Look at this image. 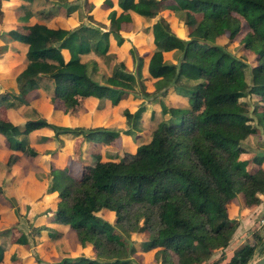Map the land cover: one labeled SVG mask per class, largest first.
Returning a JSON list of instances; mask_svg holds the SVG:
<instances>
[{"label":"trees","instance_id":"1","mask_svg":"<svg viewBox=\"0 0 264 264\" xmlns=\"http://www.w3.org/2000/svg\"><path fill=\"white\" fill-rule=\"evenodd\" d=\"M165 1L117 0L121 13H111L107 31L91 16L98 27L67 31L34 25L28 41L30 64L15 76L18 94L0 95V102L14 97L26 103V94L38 89L31 68L45 63L44 77L54 83L52 101L62 99L66 108L74 106L73 100L88 97L108 98L117 105L137 82L148 95L144 79H152L157 96L172 91L182 102L160 101L163 120L149 142L137 145L135 159L80 160L78 177H72L68 167L51 165L47 192L56 193L55 206L46 214L49 221L70 226L82 250L54 264L141 263L142 254L130 245L132 234L140 235L141 251L151 253L156 264H204L228 246L237 228L230 208L239 203L244 210H254L264 196V156L254 161L257 151L251 140L255 133L251 115L264 137V0H177L178 25L186 28V40L161 15ZM85 9L91 12L92 5L85 2ZM129 11L141 17L159 16L152 25L156 50L150 53L147 74L142 72L143 56L132 48L136 74L116 69L100 83L92 77L97 62H82L80 56H107L111 41L121 47L126 41L124 27L132 21ZM224 34L239 46L240 55L216 43ZM64 49L70 61L64 59ZM0 51L5 54L7 46ZM167 52L176 64L164 59ZM247 96L258 101L251 111L241 101ZM144 112L141 105L134 113L124 109L122 116L132 127ZM42 129L50 130L56 141L60 136H81L106 142L129 134L110 127L63 128L43 118L28 120L21 129L0 120L6 144L31 158L39 153L20 138ZM107 213L114 214V225L105 220ZM88 252L93 260L85 255ZM3 253L0 247V261ZM253 254L254 245L246 244L211 264H250Z\"/></svg>","mask_w":264,"mask_h":264},{"label":"rangeland","instance_id":"2","mask_svg":"<svg viewBox=\"0 0 264 264\" xmlns=\"http://www.w3.org/2000/svg\"><path fill=\"white\" fill-rule=\"evenodd\" d=\"M77 1L78 0L73 2V5L76 7L78 6L77 10H79L77 15L79 24L75 29L82 25H88L93 28L98 27V25L91 20H88L85 15L86 10H82L83 5L79 4V6L75 3ZM179 1L182 3L187 2V0ZM35 3L36 5L32 9L35 14L38 15V12L42 10L46 11L51 8V10L54 11L53 13L58 17L64 14L65 10L63 11V9L67 10L69 8L65 5L70 4L69 1L66 0H35ZM108 3L111 2L107 0V5L111 7ZM10 6L11 11L13 10V17L10 23H2V20H0V36L3 37L4 33L8 31V26L21 22L20 28H18L17 31L11 30L6 37L9 38L8 40L10 43H21L22 48H24V53L20 54V59H18L20 65L16 62H12V65H9L11 69L14 67L12 72L5 73L0 70V95L6 93L18 94L14 91L17 89L15 76L30 64V61L27 59V51L32 27L29 25H22L21 20V18H24L25 21L23 22H27V20L30 21V16L28 14L24 16L23 13H20L22 11H20L19 5L12 4ZM179 13L181 14V9L177 1L167 7L165 15H168L169 19H171L174 17L177 18ZM39 16L42 17L43 20L50 21L49 23L51 26L55 25L53 19L44 18L42 13ZM100 19L102 21L109 20L110 13L104 14ZM74 20L73 23L77 22L76 19ZM154 20L155 19L152 21H143V24L136 21L135 26H145L143 27L145 29L138 31L140 33V35H137L139 38H135L132 35L128 40L126 39L128 42L125 41L124 46L113 48L110 51L111 53L107 56H101L96 59L97 66L94 69L92 77L100 83H105L106 79H108L116 69L136 74V57L130 52L132 48L135 49L137 55L143 56L144 63L142 72L143 74H147V64L149 56L151 55L150 53L156 50V39L153 36L151 25ZM135 26H133V24L130 26L128 31L129 35H131L132 32L135 34ZM55 30H59V28H55ZM181 39L186 40L184 37ZM216 43L219 45H227V49L232 53L240 55L237 51L239 46L235 42L231 44L227 34L219 36ZM1 52L2 51H0V53ZM163 56L165 60L172 61L174 64L177 63L172 57L171 52L164 53ZM8 61L10 62L11 58ZM1 63L3 62L0 59V64ZM44 67L45 63L41 65L37 63L31 68L37 78L38 89L26 94V103H21L14 97H9L11 98L9 102H0V120L10 122L19 126L21 129L26 121L43 118L47 122L63 128L93 129L97 127H110L122 132L129 130V134L120 133L118 137L106 142H93L81 136H60V141H56L52 138L53 133L50 130L42 129L34 131L20 138V140H25L30 147L39 153V155L34 158L28 157L21 152L14 151L6 144L4 137L0 136V230L9 229V234L14 231H18L19 233V235H17L16 232H14V235H10L13 237L9 238V240L5 238V240H8L6 244L9 246L11 244H18L19 249H21V251L19 250L20 254L14 255L24 256L32 254V256L35 257V255H37L36 249L32 247L30 241L27 242L25 235L32 237L33 240L36 238L38 239L42 235L45 236L44 243L46 249L44 251H46V258L52 259L61 251H63V256L70 255L71 257H76L80 255L81 250L77 238L70 226L62 225L64 228H62L61 231L49 227L45 224V221L40 223L47 215V210L53 209L55 206L56 193L49 194L47 192L51 184V165L60 169L68 167L70 169V175L72 177H78L80 174V160H85V162L92 159L93 162H122L127 159H135L137 157V145L149 142L153 131L163 120L160 101L166 103L167 100L170 99L166 96L159 97L154 94L152 79H144L143 84L146 86L145 91L148 95H145V93L141 91V87L137 82V84L134 85L133 91H130L128 95L124 96L117 105H113L108 98L98 99L88 97L75 99L73 100L74 106L66 108L64 100L58 99L54 102L52 101L55 96L54 83L44 77ZM241 101L248 103L249 111H251L254 104L258 102L256 97L252 99L251 96H247L241 99ZM175 103L181 104L182 102L177 100ZM141 105L144 106L145 112L138 118L135 126L130 127L128 121L122 116V112L124 109H127L130 113H134ZM251 117L253 120L252 126L255 128V133L251 135V140L254 144L253 149L257 151V156H254V161L258 162L257 160L264 156V137L262 135V128L257 125L256 118L253 115H251ZM261 215L262 214H260L257 219H259ZM104 218L108 223L114 225V214H104ZM56 232H58V236L55 235ZM20 233H24L25 235H20ZM129 241L131 246L136 247L141 254L144 253L140 248L142 244L140 235L132 234L131 240ZM243 242V246L246 244L254 245V254L250 264H256L260 258V249L264 246V228L254 230L251 239H244ZM28 244H30V246ZM2 245H5V243L3 244L2 242ZM0 247L3 250L4 248L7 249L4 246L3 248L1 245ZM87 254H85L87 258L90 260L94 259L93 253L91 254L88 252ZM142 257V264H154L151 260L152 254H142ZM136 258L137 257H135V260ZM16 261L19 262L18 259ZM16 261L11 258V261L6 262L3 260L2 255L0 264H15ZM54 263L52 262V264ZM141 263L138 262V264Z\"/></svg>","mask_w":264,"mask_h":264},{"label":"crops","instance_id":"3","mask_svg":"<svg viewBox=\"0 0 264 264\" xmlns=\"http://www.w3.org/2000/svg\"><path fill=\"white\" fill-rule=\"evenodd\" d=\"M66 1H69V3H70L68 5H65L69 8L67 10L63 9V11L65 10L64 14H61V16L58 17L53 13L54 11L51 10V8L47 9L46 11L42 10L41 12H38L39 13L38 15L35 14V12H33V10H32L33 7L36 5L35 0H32L31 2H27V1H23V0H1L0 5H1V11L3 13V18H2L1 22L2 23H5V22L10 23L11 22V18L13 17V15H12L13 10L11 11L10 5L17 4V5H19L20 11H22L20 13H23L24 16H25V14H28L30 16V21L27 20V22H23V21H25V19L21 18L22 25H24V26L29 25L30 27H33L36 24H42V25H46L47 27L52 28V29H55V28L58 29L59 28L62 30L72 31V30H75V28L79 24L78 19H77V15H78L79 10H77L78 6L76 7L73 5L74 4L73 2L76 0H66ZM108 1L111 2V7H109L106 4V0H78L75 3H77L78 5L79 4L83 5L82 10H86L85 9V2L91 4L92 5L91 12L85 11L86 17L88 18V16H91L93 18L92 20H94V22H98L100 25H102L104 27V28H102L103 31H107L109 29L110 19L107 21H102L100 18H102L103 15L104 14L106 15L107 13H110V16H111V13L113 11L116 12L118 15L121 13V9L117 5V0H108ZM176 2H177L176 0L165 1L164 4H165L166 9L169 5H172ZM166 9L161 12V15L168 21L171 30L176 35H178V37L186 38L187 37L186 28H182L178 25V19L180 17V13L178 14L177 18L174 17V18L169 19V16L165 15ZM43 11H45V12H43ZM41 13H42V16H44V18L53 19L55 25L51 26L49 23L50 21L48 22L47 20H43L42 17L39 16ZM46 15H48L49 17H46ZM129 15H130L132 21H131V23L125 25L124 31H123V36L127 40L132 35L135 38H139L137 36V35H140V33L138 31L141 29H145V28H143L145 26H143V27L142 26L140 27V25L135 26L136 21L143 24V21H152L153 19H155L153 22V24H154L159 17V16H157L155 18L141 17V16H138L137 14H135L134 12H131V11H129ZM74 19H76L77 22L73 23L75 21ZM88 20H89V18H88ZM132 24H133V26H135V29H134L135 34H133V32H132V34L129 35L128 31H129V28ZM153 24H151V25H153ZM2 26H3V24H2ZM20 26H21V22H17V24L15 23L12 26H8V29H7L8 31H6V33H4L3 37L0 36V47L7 46V52L5 54H2L3 56H0V59L3 62L0 64V68H1L0 70L4 71L5 73L12 72L14 67L11 69V67L9 65L10 64L12 65V62L18 63V61H19L18 59H20V54L24 53V51H23L24 48H22L21 43L20 44H19V42L10 43L8 40L9 38L6 37L7 35H9L11 30L17 31L18 28H20ZM82 26H84V25H82ZM126 42H128V41H126ZM122 46H124V44ZM116 47L117 46L115 45V42L111 41V50L113 48H116ZM62 55L66 61L71 60V57H70L67 50H65V49L62 50ZM171 55H172V53H171ZM99 57H101V56L96 55L94 53H89V54L81 55L80 59L82 62H85L88 60H96ZM10 58H11V61L9 62L8 60ZM18 64L20 65V62ZM166 97L170 100H173V101H177L179 99V97L174 95L172 93V91H169L167 93ZM167 102H169V100H167ZM263 164H264V161H263ZM262 213H264V196H261V203L254 210H244V209H242V207L239 203L234 204L230 208V216L232 217V219L237 221V224H238L237 228L234 231V234H233L228 246L222 251L221 250L216 251L214 253V255L212 256V258L204 264H211L213 262V260L218 259L221 256V254H223L224 256H228V255L233 254L238 249L242 248L243 243H244L243 242L244 239L245 240L251 239V235L254 233V230H255V224L258 220L257 218ZM43 221H45V224H47L49 227H53L54 229H59L62 231V228H64V226H62L60 224L49 221V218L47 215L44 217V219H42L40 221V223ZM4 231L5 230H0V245L2 247L4 246L7 248V249H5L3 247L4 248L3 260H5L6 262L11 261V258H13L14 261H16L17 259L19 260V262L16 261L15 264H17V263L18 264H52V262L53 263L57 262L58 260L62 259V257H63V251H61L58 253L57 256L53 257L52 259L46 258L45 257L46 251H44L46 249V246L44 243L45 236L41 235V237H39L38 239L36 238L33 240L32 237H30V236L28 237L24 233H22V234L20 233V235L26 236L27 242L30 241V244L32 245V247H34V249H36L35 251H36L37 255H35V257L32 256V254H27L24 256L14 255V254H20L21 249H19L18 244L17 243L11 244L9 246L8 244H6V242L9 240V238L13 237L10 235H14V232H16L17 235H19V233H18V231L11 232L10 234H9V232L8 233H2ZM57 233L58 232H56L55 235L58 236ZM5 238L8 240H5ZM2 242H3V244L5 243V245H2ZM40 242L43 244H41ZM30 244H28V245L30 246ZM79 248H80V246H79ZM80 250H81V248H80ZM55 252H56V248H55ZM81 252H82V250H81ZM142 254L147 255V253H142ZM37 259L40 261L42 260L43 262L41 261V263H38ZM151 260L154 262L153 257L151 258ZM154 264H155V262H154Z\"/></svg>","mask_w":264,"mask_h":264},{"label":"built area","instance_id":"4","mask_svg":"<svg viewBox=\"0 0 264 264\" xmlns=\"http://www.w3.org/2000/svg\"><path fill=\"white\" fill-rule=\"evenodd\" d=\"M264 228V213H262L261 217L257 220L255 224V230Z\"/></svg>","mask_w":264,"mask_h":264},{"label":"water","instance_id":"5","mask_svg":"<svg viewBox=\"0 0 264 264\" xmlns=\"http://www.w3.org/2000/svg\"><path fill=\"white\" fill-rule=\"evenodd\" d=\"M256 264H264V256L260 258Z\"/></svg>","mask_w":264,"mask_h":264}]
</instances>
